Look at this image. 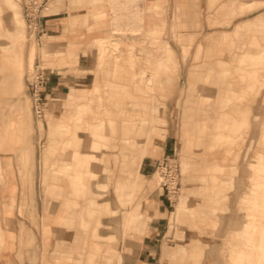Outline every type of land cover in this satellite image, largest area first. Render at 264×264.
<instances>
[{"label": "rangeland", "instance_id": "374dc122", "mask_svg": "<svg viewBox=\"0 0 264 264\" xmlns=\"http://www.w3.org/2000/svg\"><path fill=\"white\" fill-rule=\"evenodd\" d=\"M15 1L14 6H9L6 0H0V119H13L21 129L15 139L8 140V149L17 151L20 172L25 169V177L21 176L24 188L31 189L32 185L29 171V167L33 165L35 145L32 135L38 130L40 141L36 143V147L38 153L43 155L45 196L47 199L62 200L65 193L67 198L64 200V211L83 208L81 215L64 219L63 225L56 228V237H61L62 242L69 227L75 226L77 230H82V237L72 238L73 247H76L79 256L75 263L117 264L118 260L112 253L102 254L99 242L105 240L115 244L119 240L116 232L109 238L101 230L111 216L105 212V205L98 200H91L96 197L95 194L92 193L94 196L90 197H87V193L85 195L84 188L89 180H97V173L94 172L101 174L106 165L112 170L117 167L112 156L113 147L97 153L104 155L103 161L90 162L88 157L87 162H84L85 157L76 151L80 147L82 136L88 134L96 143L110 142L114 137L118 141L123 134L117 123H122L123 120L135 123L134 117L131 118L133 115L138 117L136 129L144 133L139 140L144 141L145 136L151 137L153 133L163 130V126L166 127L165 101L172 94V88L176 87L170 102L178 140L176 148L167 155L180 168L181 184L173 191L176 192V199L172 198V192L169 194L172 203L169 207V229L159 263L264 264V193L260 191L264 185L259 182V192H255V185L251 183V175L262 179L264 170V19L255 21L256 16L264 12H257L259 8H264V0H225L220 7L223 12L221 24H228L235 17L236 22H243L248 17L251 19L244 21L246 25L242 31H235L238 23L231 25L227 28L229 32L216 33L210 44L204 39L197 47L192 45V41L188 47L187 40H177L173 32L165 29H147L145 18L165 17L163 3V7L157 10L155 0H75L86 10L89 4L94 3L97 12L92 19L107 21L111 26V33L105 32L94 38L89 45L94 49L97 76L81 96L80 106H71V93L67 100L49 98L44 119L41 118L43 115L38 116L35 112V101L28 83L38 68L47 67L58 54L54 56L46 48V35L40 38L39 34L35 35V27H29L26 5L35 2L31 8L36 10L42 0ZM10 13L12 20L8 17ZM176 15L175 13L174 19ZM184 18H188V26L178 32L187 39L191 33L198 31L199 24L194 14L185 15ZM77 19L78 17H74L73 23ZM88 20L89 17L86 16L85 25ZM152 39L157 42L169 41L176 51L178 63L170 65L165 73L163 81L168 86L165 87L162 82L157 89L142 91L135 84V75L139 77L138 73H143L140 71L146 63L144 57L150 55L146 54V48L150 50ZM32 49L34 52L31 61ZM20 52L21 64L17 60ZM180 57L184 61L192 57L183 69L179 65ZM214 60H223L228 65L235 66V70L226 77L230 82L228 93L231 100L223 108H213L214 105L205 100L206 93L201 90L209 84L205 79H199L197 84L200 88L195 89L196 92L191 96L187 95L186 76L189 68L205 62L214 63ZM243 63L246 69L253 68V71L240 70L238 66ZM214 79L212 76L210 81ZM134 111H139V115L131 114ZM63 115L67 117L60 120L50 117L58 118ZM79 121L82 129L76 128ZM4 130L1 123L0 131L4 133ZM80 130L87 132L80 133ZM133 139V136L129 137V140ZM47 147H51V152L45 157ZM80 149L90 151L89 147ZM117 152L120 153L119 149ZM153 153L146 145L137 154L136 163L140 172L144 158ZM162 158L163 156L160 157ZM122 159L121 157L118 167L121 166ZM251 161L259 166V171H254L258 168L251 170L248 167ZM64 165L68 170L65 175L62 173ZM113 171L105 173L104 187L99 188L96 181L92 186L104 194L98 195L99 200L107 198L114 202L123 223L124 209L118 202L116 172ZM210 176L217 180L209 181ZM145 178L148 181L145 182L144 189L133 198L134 206L142 197L153 201L146 205L150 211L143 226L157 215V196H151L154 188L150 185L152 183L155 189L162 187L157 163L153 173ZM60 187H64L63 192ZM164 193L167 195L166 190ZM67 202L68 208L65 206ZM47 210L48 207L46 212ZM20 213L23 214L22 208ZM131 220L137 221V218L135 220L132 217ZM75 222L78 225H73ZM130 226L134 227L135 222H131ZM29 232H20L21 249L33 244L29 243ZM69 232L70 230L67 233ZM4 245V232L0 222V250Z\"/></svg>", "mask_w": 264, "mask_h": 264}, {"label": "crops", "instance_id": "0c3cea01", "mask_svg": "<svg viewBox=\"0 0 264 264\" xmlns=\"http://www.w3.org/2000/svg\"><path fill=\"white\" fill-rule=\"evenodd\" d=\"M223 2L225 0H165L163 1L166 9L165 17L162 16L165 21V30L173 32L174 15L179 13L181 15L180 31L188 26V18H184V16L196 15L199 29L190 35L192 45L196 47L209 34L227 33L229 26L240 22H236L237 18L235 17L228 24H221L223 23V12L220 7ZM263 11L264 8L257 10L259 14ZM95 12H97V8L94 3L89 4L86 10L81 8L75 0H50L42 4L35 12L37 16L35 35L39 34L40 38L46 35L48 37L46 48L52 55L58 54L51 59L52 65L49 64L44 68L46 78L43 87L45 108L44 114L41 116L42 119H44L49 98L57 101L60 99L67 100L71 91H83L89 88V85L96 79L97 68L95 71L94 49L89 45L94 38L104 35L105 32L111 33V26L107 21L93 20L92 16ZM86 16L89 17L87 25H85ZM74 17H78L75 23L72 21ZM149 18V16L145 18V21ZM249 19L251 17L243 19V22ZM195 52L196 48L193 56H195ZM190 58L192 57H188L186 61L182 57L178 59L182 69L188 64ZM175 92L176 87L165 101L164 116L167 121L165 136L164 138H154L153 144L156 147L152 149L154 153L147 155L143 160L141 172L145 177L153 173L160 157L170 155L176 148L178 138L175 133L174 117L171 110L172 102H170ZM64 116L66 115L58 118L50 117L54 120H60ZM1 122L2 118L0 125ZM79 132L86 133L87 131L80 130ZM39 135L38 130L32 135L35 145L33 147V165L29 167L32 175L31 189L24 188L17 151L0 149V167L2 168V171L0 168V222L5 238V245L0 250V264H76L75 262L79 258L75 250L76 247L75 249L73 247L72 238L82 237V230H77L75 226L69 227L63 235V243L61 239L56 237V228L63 225L64 219L81 215L83 208L81 207L76 214L70 215L68 213L70 211H64V200L67 198L65 193H63L62 200L47 199L45 196L43 155L38 153L36 147V143L40 141ZM122 161L124 163L123 159ZM102 169V173L105 174L106 166ZM114 171L116 172L118 202L120 201L124 209L123 223L118 214L119 210L113 205L114 202L108 204L104 202V199L99 200L98 195L102 193L100 189H93L89 182L84 184L85 195L87 193L89 194L87 197H90L95 194L96 197L91 200H98L103 206L105 205V212L111 216L108 217V220L112 219V230L117 231L119 236V240L115 244L105 240L99 241L101 252L102 254H114L118 259L117 264H160L159 257L169 229V215L171 213L169 207L172 203L165 195L164 190L160 193L162 187L155 189L151 196H157V215L151 217L143 226L145 217L150 211L146 205L153 201L142 197L134 206L133 198L136 194L133 191L129 192V196L119 197V193L120 195L126 194L125 190L122 191L123 184L120 182L124 172L119 168ZM99 175L98 173V178ZM216 180L213 176L209 177V181ZM101 184L96 185L99 188L105 186ZM60 190L63 192L64 187H60ZM79 202L81 201L79 200ZM21 208L23 214L20 213ZM132 217L135 220L137 218V221L131 220ZM131 222H135L134 227L130 226ZM76 224L78 225L77 222L73 225ZM22 230L30 231L34 237V244L23 249L19 245V236ZM68 230H70L69 234L67 233Z\"/></svg>", "mask_w": 264, "mask_h": 264}, {"label": "bare ground", "instance_id": "6f19581e", "mask_svg": "<svg viewBox=\"0 0 264 264\" xmlns=\"http://www.w3.org/2000/svg\"><path fill=\"white\" fill-rule=\"evenodd\" d=\"M163 1H165V0H155L154 4H155V6H157V7H155L157 10H158V8L163 7V5H162ZM6 3L9 6L10 5L14 6L16 1L15 0H6ZM176 14H177L176 18L174 19V22L172 25L173 36L177 40H180L181 38L184 41L187 40V44H188L187 46L190 47L189 45H190V42L192 41V37L190 36L187 39H185L182 37V35L179 34L178 30L181 27V23H180L181 15L179 13H176ZM8 17L10 20H12V18H13L11 13L8 14ZM259 19L260 20L264 19V12L261 15L256 16L255 21L259 22ZM245 25H246V23H244V22L238 23L236 25L237 27H236L235 31L236 32L242 31V29H244ZM146 26H147V29L150 31L156 30L157 28H160L164 31L165 21H164L162 16H159L158 18H151L150 17L149 19H147V25ZM215 35H216V33L209 34V36L205 38V42L210 44L212 41H214L213 37ZM151 44H152V46H151L150 50L148 48H146V54L150 53V55H146L144 57V60L146 63L141 67L142 70L140 71V72L143 71V73H138V74H140V76L138 77L137 75H135L136 78L134 77L135 78V84L138 85V88L142 91L143 90L157 89L159 83H162V82L164 83L165 87L168 86L169 84L163 81L165 73L167 72L168 67L170 65H177V63H178L177 58H176V51L173 48V46L170 44L169 41L164 40L162 42L161 41L157 42V41H155V39H152ZM33 52H34V50L32 49L31 55H30L31 61L33 60ZM21 53L22 52L19 53L20 58L17 59L18 63H20V64H21ZM247 65H250V64L247 63ZM238 67L240 70H248L249 72L253 71V68L252 69H246L245 63L240 64ZM234 70H235L234 65L230 66L227 63L223 62V60H214V63L205 62L203 64H196L194 67H190L188 72H187V76H186L187 82H188V93H187V95L191 96L192 93H194L195 89L197 90L200 88V86H198V84H197V81L199 79H201V78L205 79L206 82L209 83V84H206V86H204L203 88H201V90H203V92L206 93L205 100H208L211 103L210 105H214L213 108H216V107L223 108V106L228 104L231 100V96L228 93V85L230 82L226 79V77H228L230 75L229 72L234 71ZM212 76L215 77V79L210 81ZM141 83H144V84H141ZM172 91H174V88H172L171 93H172ZM84 93H85V90L79 91V92L71 91L69 99H70V103H71L72 107H74L73 105L78 106V107L80 106L79 105L80 99ZM136 101H137V99H136ZM136 101H134V106L136 104L135 103ZM17 106H18V108H20V103H18ZM132 106H133V104H132ZM0 109H1V107H0ZM126 110H128V109H126ZM133 113H136L137 115H139V111L131 112V114H133ZM131 116H132L131 117L132 119L134 117L133 121L135 123H131V122L126 121V120H123L122 123H119V122L117 123V127L119 126V128L123 134L122 138H119L118 141L114 137V139H112L113 143L111 140H110V142L101 141L100 143L99 142L96 143L95 140L91 139L90 135L85 134L82 136V141L80 143V147L78 149H76V151H77V153H79V155L85 157L86 160L84 159V162H87L88 157H90L89 158L90 162L91 161H97V162L103 161L104 155H98L97 153H99L100 151H106L112 147H113L112 156H113L114 164L116 166L120 163V158L121 157L123 158L124 163L121 164V167L115 168V169L119 168V170L124 172V174H122V179L120 182H122V184H123L122 191L125 190L126 194L122 193V195H120V193H119V197L120 196L123 197L124 195L129 196L130 191H133L134 194H141L142 190L144 189L145 182L148 180L140 172L139 168H137V166H139L136 163V160L138 159L137 154L140 151H142L143 149H145L146 145L149 148L153 149L155 147L153 144V139L155 138V136L160 137V138H164L165 132H166V127L163 126V130H161L159 133H153V135H151V137L145 136L146 139L144 141H140L139 137L143 136L144 133L142 130L136 129L138 117L133 116V115H131ZM1 123L5 127V130H4V133L2 131H0V147L8 149V146H9L8 140L9 139H15L18 136V134L20 133L21 129H20V127L16 121H14L13 119H10V118L8 119V117H3ZM51 123L49 122V124H51ZM40 126H42V125H40ZM76 128L82 129V125H81L80 121L77 123ZM119 128H117V131L119 130ZM117 131L115 133H117ZM130 136H133L134 139L129 140ZM95 137H96V135H95ZM81 147H84V148L89 147L90 151H83L80 149ZM117 148L119 149L120 153L117 152L118 151ZM50 152H51V147H47L45 149L44 156L47 157V155H49ZM19 160L22 161L21 158H19ZM65 166L66 165H64V167H63V172H62L63 175H65L68 171L67 167H65ZM133 166L135 167L134 170H133ZM248 167L251 170H253L254 168H258V170H254V171H259V166L256 165V163L254 161L249 162ZM115 169H113V170H115ZM113 170L106 165V173L112 172ZM94 173L96 174L97 172H94ZM96 175L98 176V173ZM21 176H22V178L25 177V169H21ZM105 177H106V174L101 173L99 175V178H97V180L91 179V180H89V183L92 186V184L95 183V181H96V184L102 183L101 185H106V182L104 180ZM160 177H161V182H162L163 177L161 174H160ZM262 179H264V170L262 173ZM262 179H260L259 176H253V174L251 175V183H252V185L253 184L255 185V187L253 189L255 192L256 191L259 192V182L264 185V180H262ZM73 181L75 182L74 177H73ZM150 185H151V188H154V190H155V186L152 183H150ZM79 187H82V186H79ZM260 191L264 193V188L261 189ZM175 193L172 192L171 196L173 199H176ZM102 194L103 193H100V195H102ZM104 202H107L108 204H112V201L110 199H107V198H104ZM65 206L68 208V206H69L68 202L65 204ZM79 211H80L79 209H77V210L72 209L68 213L70 215H73ZM115 217H117V216H115ZM112 225H113L112 219L106 221V223L104 224V226L101 229L103 231L104 236H108L109 238L113 237L114 231L112 230ZM59 235H62V234H60V232H59ZM28 238H29V243L32 244L34 242V237L31 234V232L28 233ZM58 238L62 240L61 237H58Z\"/></svg>", "mask_w": 264, "mask_h": 264}, {"label": "built area", "instance_id": "2783aa9c", "mask_svg": "<svg viewBox=\"0 0 264 264\" xmlns=\"http://www.w3.org/2000/svg\"><path fill=\"white\" fill-rule=\"evenodd\" d=\"M50 0H42L37 9ZM35 5V2L27 3L25 13L30 21L29 27H35V20L37 16L35 15L36 10L31 8ZM46 82L45 71L43 68H38L33 74L32 80L29 81V89L32 93V97L35 101V112L38 116L44 114V98H43V86ZM157 168L159 169V174L162 175V187L167 192L168 199L171 201L169 194L176 191L180 186V168L177 163H173L169 155L164 156L162 159L157 161Z\"/></svg>", "mask_w": 264, "mask_h": 264}]
</instances>
